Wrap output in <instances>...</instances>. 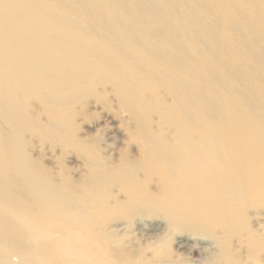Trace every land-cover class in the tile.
Here are the masks:
<instances>
[{"label":"bare ground","instance_id":"bare-ground-1","mask_svg":"<svg viewBox=\"0 0 264 264\" xmlns=\"http://www.w3.org/2000/svg\"><path fill=\"white\" fill-rule=\"evenodd\" d=\"M180 237L264 263V0H0V264Z\"/></svg>","mask_w":264,"mask_h":264},{"label":"rangeland","instance_id":"rangeland-1","mask_svg":"<svg viewBox=\"0 0 264 264\" xmlns=\"http://www.w3.org/2000/svg\"><path fill=\"white\" fill-rule=\"evenodd\" d=\"M124 227H125V225H122V226H120L118 228V230L120 232H124L122 230ZM137 229H143L144 231L150 232L151 228H147L143 224H138L137 226H134L133 227V231L129 234L130 239H132L135 235L137 236L138 231H139ZM177 240H179L181 242V244H185L187 246H190L188 248L190 253H189L188 256H186V258L188 260V264H203V260H202L203 259V255H202L201 251L203 250V248H206V246H209L208 244L205 243L206 239H204V238H201V239H186L185 237H180ZM174 244H176V242ZM243 255L244 254H241V256H243ZM262 261H261V263H262ZM262 264H264V263H262Z\"/></svg>","mask_w":264,"mask_h":264}]
</instances>
